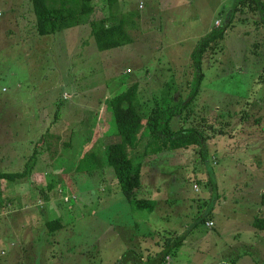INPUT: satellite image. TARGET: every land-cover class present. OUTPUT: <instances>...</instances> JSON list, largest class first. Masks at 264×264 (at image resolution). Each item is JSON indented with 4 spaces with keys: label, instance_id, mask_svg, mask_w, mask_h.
<instances>
[{
    "label": "rangeland",
    "instance_id": "rangeland-1",
    "mask_svg": "<svg viewBox=\"0 0 264 264\" xmlns=\"http://www.w3.org/2000/svg\"><path fill=\"white\" fill-rule=\"evenodd\" d=\"M93 2L91 19L107 15L105 0ZM116 3L126 21L136 18L127 28L134 42L98 51L88 26L38 36L30 0H0V172L22 171L29 159L33 169L0 182V264H118L129 249L156 253L149 233L174 230L186 238L164 264H262L264 231L252 223L264 218V14H234L203 59L195 116L177 122L205 130V163L196 146L143 160L137 197L156 201L157 218L133 209L104 154L90 175L76 173L77 162L92 141L117 140L107 101L133 83L150 103L167 90L188 98L191 53L228 21L234 0ZM42 213L67 225L33 241ZM207 213L215 227L196 223Z\"/></svg>",
    "mask_w": 264,
    "mask_h": 264
},
{
    "label": "trees",
    "instance_id": "trees-1",
    "mask_svg": "<svg viewBox=\"0 0 264 264\" xmlns=\"http://www.w3.org/2000/svg\"><path fill=\"white\" fill-rule=\"evenodd\" d=\"M116 2L117 0H105L108 9L107 15H103L99 19H91V16L96 13V5L93 0H30L38 36H47L79 26H88L90 32L88 35L98 51L112 50L131 45L134 42L127 28L135 26L136 18L131 16L133 21L129 22V18L126 21L124 15L127 12L120 14ZM244 10L252 14L259 12L264 14V3L261 0H234L233 7L228 13V21L211 30L198 42L190 57L192 80L187 85L189 93L186 100L181 101L180 98L175 100L173 95L175 91L171 90L160 91L159 99L154 94V99L151 97V103L149 100L145 101L144 97L140 100L137 83H133L125 91L109 99L106 107L112 114L113 134L117 140L102 148L95 133L96 140L92 141V144L90 143L87 151H84L83 156L78 160L76 173L90 175L97 168H106L105 171L112 172L123 196L133 209L146 210L150 214L156 210L157 203L151 199L137 197L141 188L142 162L145 158L162 153H176L196 146L200 149V157L205 163L203 156L209 139L205 136V130L194 125L182 126L177 122L187 124L191 117L195 116L196 113L190 109V106L200 91L203 79L201 71L203 59L223 40L226 30L232 26L234 14L237 12L243 14ZM242 20L245 19H240V21ZM174 119L176 120L174 126L177 125V128L171 126ZM202 123H205L203 118ZM208 128L215 130L211 125ZM218 131L221 133L223 130L219 129ZM46 134L50 135L48 132ZM43 137L44 134H42ZM101 149L104 153L101 152ZM103 154L105 156L104 165L100 159ZM30 160L26 162L22 171L0 172V182H14L29 177L33 173V169L29 167ZM85 165H90V167L87 168ZM198 183L200 182L198 181ZM53 186L54 182L48 181L47 189L50 190ZM44 198L47 199L48 196L45 195ZM208 215L210 214L207 213L198 218L196 223H206ZM252 226L257 230L264 231V218H256ZM45 227L49 233L55 234L63 228V225L59 219H55L45 221ZM148 237L157 238L154 242V247H157L156 253L145 256L137 250L129 249L116 262L118 264H164L168 257L184 244L186 238L185 233L178 235L171 231L149 233ZM160 238H162V243ZM7 258L9 257L7 256Z\"/></svg>",
    "mask_w": 264,
    "mask_h": 264
},
{
    "label": "crops",
    "instance_id": "crops-1",
    "mask_svg": "<svg viewBox=\"0 0 264 264\" xmlns=\"http://www.w3.org/2000/svg\"><path fill=\"white\" fill-rule=\"evenodd\" d=\"M97 135H98V133L99 132H95ZM94 132H93V136H94V134H95ZM116 180V179H115ZM155 190V189H154ZM48 196V195H47ZM42 198H44V197H42ZM212 198V197H211ZM45 199V198H44ZM47 199H49V198H47ZM40 200V199H39ZM46 200V199H45ZM154 201V200H153ZM36 202H37V200H36ZM156 202V201H155ZM47 205V204H46ZM156 210H154L153 212H155ZM43 215H44V219H43V216L40 214L39 216H38V219H36V221L37 222H33L34 223V227H33V230H37V235L38 236H32V239H33V241H36V240H38L39 238H42V240L43 239H45V236L48 234V231H47V229H46V227H45V221H46V219H47V221L49 220H55V219H49L48 218V216L49 215H45L44 213H42ZM155 214H156V217L157 218H159V216H158V213L157 212H155ZM211 215V214H210ZM212 218V222L214 223V227L216 226V223H215V220H214V218L213 217H211ZM207 221V220H206ZM205 221V222H206ZM60 222H61V224L63 225V228L62 229H64L65 228V226L67 225V224H65L63 221H61L60 220ZM42 224H44V226L42 225ZM61 229V230H62ZM61 230H59L58 232H56L57 234L61 231ZM172 232V231H171ZM174 232H176L175 230L173 231V233ZM51 234V237L53 238V237H56L57 236V234ZM184 233V232H183ZM57 241V240H56ZM176 253V252H175ZM122 254H120L119 256H118V258L117 259H119L120 258V256H121ZM116 259V260H117ZM170 259V257H168V260ZM53 261V260H52ZM48 262H49V260H48ZM47 264V263H46ZM53 264H60V263H58V262H54L53 261ZM63 264V263H62Z\"/></svg>",
    "mask_w": 264,
    "mask_h": 264
},
{
    "label": "built area",
    "instance_id": "built-area-1",
    "mask_svg": "<svg viewBox=\"0 0 264 264\" xmlns=\"http://www.w3.org/2000/svg\"><path fill=\"white\" fill-rule=\"evenodd\" d=\"M206 226L210 228V227L213 226V223L211 221H209V222L206 223Z\"/></svg>",
    "mask_w": 264,
    "mask_h": 264
},
{
    "label": "clouds",
    "instance_id": "clouds-1",
    "mask_svg": "<svg viewBox=\"0 0 264 264\" xmlns=\"http://www.w3.org/2000/svg\"><path fill=\"white\" fill-rule=\"evenodd\" d=\"M206 224V223H205Z\"/></svg>",
    "mask_w": 264,
    "mask_h": 264
}]
</instances>
